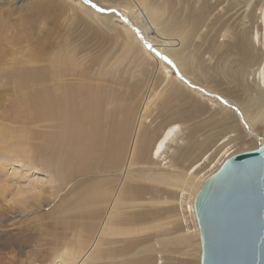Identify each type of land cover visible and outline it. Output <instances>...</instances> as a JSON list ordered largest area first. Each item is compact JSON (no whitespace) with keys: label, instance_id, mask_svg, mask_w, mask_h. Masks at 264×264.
Masks as SVG:
<instances>
[{"label":"rangeland","instance_id":"1","mask_svg":"<svg viewBox=\"0 0 264 264\" xmlns=\"http://www.w3.org/2000/svg\"><path fill=\"white\" fill-rule=\"evenodd\" d=\"M261 8L264 0H0V264H68L69 254L72 264H117L123 239L133 246L126 262L199 264L198 239L185 236L198 234L187 211L196 194L190 185L264 141L263 125L253 119L250 136L234 110L247 101L241 86L256 91L263 62L246 65L244 81L218 73L220 63L237 64L246 39L254 55L262 53ZM160 48L173 56L181 48L193 87L170 63L162 62L169 77L157 66ZM84 84L107 92L99 135L112 138L114 149L101 145L66 179L35 150L56 140L60 116L30 120L27 96L39 86L62 92ZM173 124L176 138L152 158ZM74 130V123L65 127ZM92 186L105 188V203ZM94 211L101 215L87 239Z\"/></svg>","mask_w":264,"mask_h":264},{"label":"bare ground","instance_id":"2","mask_svg":"<svg viewBox=\"0 0 264 264\" xmlns=\"http://www.w3.org/2000/svg\"><path fill=\"white\" fill-rule=\"evenodd\" d=\"M71 1H73V0H71ZM77 4L79 6H83L80 3V1L77 2ZM88 10L92 15L98 16L97 12H95L89 8H88ZM261 10H262L260 12L261 13V15H260L261 23L264 27V8H261ZM138 16H139L138 21L140 22L141 21V19H140L141 15H138ZM145 16L148 17L147 15H145ZM104 18H107V16H105ZM133 18L135 20H137L136 17H133ZM159 18H160V15H159ZM176 18H177V16H176ZM191 19H194V18L192 16H190L186 20L191 21ZM186 20L179 23V25H178V28L180 29L182 34H183V29H184ZM195 22L200 23L201 19L196 18L194 20V23ZM124 29H125L124 33L127 35L129 30L128 29L126 30V28H124ZM145 32L148 33L147 30H145ZM248 38H249V36H248ZM262 40H263V44H262L263 45V47H262L263 51L260 55H254L253 51H251V49H250V41H249V39L248 40L246 39V41H244L241 45L242 48H241V51L239 53V61L236 60L237 64L234 65V67H232L231 64H229L228 62L227 63L224 62L223 64L220 63V65L218 67V73H221V76L222 75L224 77L226 76L227 78H229V80H231V81L236 80L238 82L240 77H241V80L244 81V76L250 75L249 73L247 74V68L248 67H246V65L247 66L249 65V67H251V64H254V63H257L260 61H261V63L263 62V66L262 67L259 66V72L257 73L258 76L256 78V80H257L256 91H253V90H252L253 92L248 91L251 89L245 88L246 86H241L242 91L245 94L244 96L247 97L246 98L247 101L245 104L240 105V109L234 108V110L236 111V114L238 115V118L240 119L243 126H245V128L248 130L250 136L254 135V128H253L252 123H251V121L253 119L258 121V123L262 124L263 128H264V32H263V39ZM180 50H181V48L173 51V54H175V56H173L171 53L167 54L166 51H164L162 48H160L161 53L158 54L159 56H161L159 58L160 60H155L154 58H153V60L155 62H157L158 67L162 68V70L164 71L166 76H168L169 73L166 72V68L162 62L165 61V63H167V62L170 63V65L175 68V71L177 72L178 77L181 80H183L185 83H187L188 86L193 87L190 83L193 82L194 79H192V81L189 82L188 80L190 79V77L188 78L186 73H185V71H187V66L189 69H192V65L190 63L187 64V62H188L187 60L180 59L178 57L182 53V51H180ZM143 52L148 58H151V55L148 54L147 51H143ZM150 52H152V49ZM166 58H167V60H166ZM24 78H25V76H22L21 82H23ZM183 78H185L186 80ZM30 80L32 82H34V79H32L31 77H30ZM196 89L201 93V94H199L201 97L215 98L216 100L221 102V105L225 104L226 107H228L230 104L234 107L237 106L233 103L234 101L232 103L228 102V101H223L221 98H218L216 95H214V94L212 95V94L207 93L204 89H200V88H196ZM106 94H107V92L103 86L96 88L95 86H88V85L84 84V85H76V86H72V87L66 86L62 90V92H56L55 89H51L47 85L46 86H39V88L36 92H32L30 95L27 96V99L29 102L28 103L29 107L33 111L32 115L29 113L31 115L30 120L34 119L37 122H40V121H42L40 119H43V118H49V117H53L55 115L60 116V119H59L60 120V126H59V132H58V134H56L57 135L56 140H53L52 138H50L49 140L44 141L42 147H35V150L38 149L40 153H43L44 158H42V159L47 160L46 162L54 164L53 167L57 166V167H55V171H57V172L59 171L62 175L66 173L67 174L66 179H68V177H71L72 174L76 173V171L74 170V167H75L74 165L80 164L84 159H86L90 156V153H95V152L97 153V150L101 145H103V144L107 145L109 148L108 150H110V152H112L113 151L112 149H114L113 148V142L111 140L112 138L111 139L109 138V140H107V141H103L102 139L104 137L102 139H100V135H99V125H100V121L103 118V114H104L103 113V109H104L103 106L106 104V103L104 104V102H106V98H107ZM182 96H184V98H186L185 94H183ZM244 96H243V98H244ZM119 122H121V119ZM222 122H223V120H222ZM72 123H74V129H75L74 132L70 133V132L65 131V127L68 128L70 125H72ZM93 123H95L96 126H94ZM124 123H125V121L123 122V124ZM110 126H112V125H110ZM114 129H116V128H114ZM118 129H120V127ZM125 130H126V128H125ZM112 132H114L113 134H115L116 131L113 130ZM178 132H179V126L177 124H173V125L168 126L163 131L162 135L157 140V142L154 144V146L152 148V158L161 157L165 153L167 146L171 142L174 141ZM117 134H118V130H117ZM119 135H120V130H119ZM110 137H112V136H110ZM119 138H118V141H119ZM257 140L259 141V139H257ZM122 143H124V141ZM261 143H263V142H260L259 145ZM120 145H119V148H122V147H120ZM197 145L198 144H196V143L193 144L191 146V149L195 148V150H196ZM117 146H118V144H117ZM117 146H116V150H117ZM202 147H204V146H202ZM116 150H114V152L117 153V151H119L120 149L117 151ZM112 154H114V153H112ZM180 154L182 157L184 156V154L182 152H180ZM188 155H189V153H188ZM206 158L202 159L203 160L202 164L204 163ZM120 163H121V161H120ZM60 186H61V184H60ZM190 187L192 189H194L195 192H197L199 187H200V184L197 187H195L194 185H190ZM91 189L95 191L92 194V196L97 197L98 201H102V203H105L107 201V195H106L107 192H106L104 187L98 188L96 186H92ZM194 196H193V198H194ZM93 202L94 201L89 202V205H92V207L94 206ZM192 203H193V199H192ZM76 208L78 210L80 208H82L84 213H86L87 208H85L84 206L76 207ZM187 208H188L187 211L189 212L191 220L193 217V220L195 221L193 208L190 206V204H188ZM93 210H94V207H93L92 211ZM100 215L101 214H97L96 211H94L92 213L91 218H93L94 221L90 220L91 223H90V227L88 229L87 239H89L90 235L92 234V231L95 229V226L97 225V224L95 225V222L99 219ZM118 222L120 223L121 220L117 221V223ZM109 225H108V227H109ZM195 225H196V223H195ZM84 227L82 226L83 231H84ZM106 230H107V228L105 226V228L102 230V232L106 231ZM194 230H195V226H194ZM196 231H197V228H196ZM185 236L189 237V240H188L189 243H191V240H190L191 237L197 238L198 242H199L198 234L196 236H190V235H185ZM91 240H92V237H91ZM184 242H186V241H184ZM116 243H118V241L114 242L113 244H116ZM119 243L121 245L118 246L117 248H115L114 253H113L114 254L113 256H115V258H117V257L119 258V259H117L118 263L117 262H115V263H117V264H138L139 262L138 263L137 262L132 263L130 261L126 262V260H125L126 259L125 257L129 256L128 254L133 249L132 248L133 247L132 242L127 241L126 239H123ZM196 245L198 246V244H196ZM199 245H200V243H199ZM198 254L200 257V252ZM86 255L87 254H85V256ZM75 258H76L75 255L69 254V258L66 262L68 264H72L71 261H73ZM62 262L63 261H60L59 263L55 262L54 264H63ZM148 262H147V264H151V262L150 263H148ZM49 264H53V263L51 262ZM81 264H83V263H81ZM158 264H161V262H158Z\"/></svg>","mask_w":264,"mask_h":264},{"label":"water","instance_id":"3","mask_svg":"<svg viewBox=\"0 0 264 264\" xmlns=\"http://www.w3.org/2000/svg\"><path fill=\"white\" fill-rule=\"evenodd\" d=\"M199 264H264V141L234 154L193 198Z\"/></svg>","mask_w":264,"mask_h":264}]
</instances>
